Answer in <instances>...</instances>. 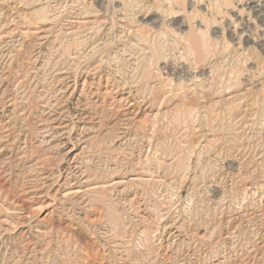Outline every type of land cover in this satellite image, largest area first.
<instances>
[{
	"label": "rangeland",
	"instance_id": "obj_1",
	"mask_svg": "<svg viewBox=\"0 0 264 264\" xmlns=\"http://www.w3.org/2000/svg\"><path fill=\"white\" fill-rule=\"evenodd\" d=\"M0 264H264V0H0Z\"/></svg>",
	"mask_w": 264,
	"mask_h": 264
},
{
	"label": "bare ground",
	"instance_id": "obj_2",
	"mask_svg": "<svg viewBox=\"0 0 264 264\" xmlns=\"http://www.w3.org/2000/svg\"><path fill=\"white\" fill-rule=\"evenodd\" d=\"M89 4V3H88ZM90 5V4H89ZM106 9V8H105ZM87 13V12H86ZM132 13V12H131ZM128 14V13H127ZM88 53V52H87ZM78 56V55H77Z\"/></svg>",
	"mask_w": 264,
	"mask_h": 264
}]
</instances>
